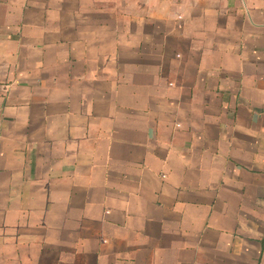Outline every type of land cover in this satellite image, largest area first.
Returning <instances> with one entry per match:
<instances>
[{"label": "crops", "instance_id": "crops-1", "mask_svg": "<svg viewBox=\"0 0 264 264\" xmlns=\"http://www.w3.org/2000/svg\"><path fill=\"white\" fill-rule=\"evenodd\" d=\"M0 264H264V0H0Z\"/></svg>", "mask_w": 264, "mask_h": 264}]
</instances>
